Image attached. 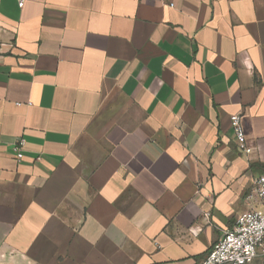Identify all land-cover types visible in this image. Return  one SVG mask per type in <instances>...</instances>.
<instances>
[{"label":"crops","instance_id":"0c3cea01","mask_svg":"<svg viewBox=\"0 0 264 264\" xmlns=\"http://www.w3.org/2000/svg\"><path fill=\"white\" fill-rule=\"evenodd\" d=\"M263 172L264 0H0V264H199Z\"/></svg>","mask_w":264,"mask_h":264},{"label":"built area","instance_id":"2783aa9c","mask_svg":"<svg viewBox=\"0 0 264 264\" xmlns=\"http://www.w3.org/2000/svg\"><path fill=\"white\" fill-rule=\"evenodd\" d=\"M17 2L20 7L23 5V0ZM230 122L238 149L248 152L239 116L232 115ZM24 144V139L19 138L12 145L17 159L23 157ZM247 199H257L256 206L237 216L234 225L219 237L199 264H250L257 255H264V172L253 180Z\"/></svg>","mask_w":264,"mask_h":264}]
</instances>
